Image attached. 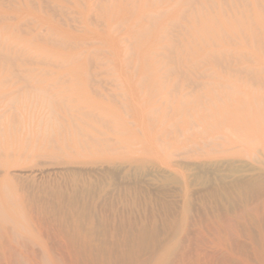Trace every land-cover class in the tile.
Masks as SVG:
<instances>
[{"label":"rangeland","instance_id":"374dc122","mask_svg":"<svg viewBox=\"0 0 264 264\" xmlns=\"http://www.w3.org/2000/svg\"><path fill=\"white\" fill-rule=\"evenodd\" d=\"M0 15V53L19 56L0 54V80L13 61L55 92L9 104L24 86L0 81V264H264V0H0ZM177 19L190 32L164 33ZM35 106L56 111L49 134ZM89 133L104 148H78Z\"/></svg>","mask_w":264,"mask_h":264},{"label":"bare ground","instance_id":"6f19581e","mask_svg":"<svg viewBox=\"0 0 264 264\" xmlns=\"http://www.w3.org/2000/svg\"><path fill=\"white\" fill-rule=\"evenodd\" d=\"M194 1V0H193ZM214 1V0H213ZM99 2V1H98ZM176 3H177V1H175ZM191 2H187V4L186 5H189ZM213 3V2H212ZM155 4V3H154ZM209 4V3H208ZM247 4V3H246ZM99 5V4H98ZM147 5V4H146ZM145 5V6H146ZM176 5V4H175ZM194 5V4H193ZM202 5V4H201ZM97 6V5H96ZM95 6V7H96ZM104 6V5H103ZM55 7V6H54ZM188 7V6H187ZM55 9H57V8H55ZM95 9V8H94ZM134 9V8H133ZM196 9V8H195ZM103 10V9H102ZM160 10V9H159ZM189 9H186V8H184V10H183V12H182V18H186V16H187V14L186 13H188L187 11H188ZM168 11H170V8H164V9H162V10H160V11H158L157 10V13L159 12V14H158V17H161V16H163V15H165L166 13H168ZM196 11V10H195ZM190 12H191V10H190ZM157 13H152V15L153 14H157ZM196 13V12H195ZM194 13V14H195ZM202 14V13H201ZM203 15V14H202ZM232 15V14H231ZM0 16H2V15H0ZM3 17V16H2ZM5 17V16H4ZM70 17V16H69ZM232 17V16H231ZM244 17V16H243ZM144 18V17H143ZM195 18L197 19V17L195 16ZM1 19V18H0ZM2 19H6V18H2ZM181 19V18H180ZM192 19V18H191ZM217 19V18H216ZM158 20V19H157ZM239 20V19H238ZM150 21V20H149ZM156 21V20H155ZM179 20L177 19V21L176 20H173V21H169V22H167L165 25H164V27H163V31H164V33H167V35H168V32L169 31H176V27H178V23L181 25V23L180 22H178ZM199 21V20H198ZM215 21H217V20H215ZM237 21V20H236ZM139 22H140V20H139ZM152 22V21H151ZM154 22V21H153ZM152 22V23H153ZM218 22V21H217ZM22 24V23H21ZM141 24V23H140ZM136 25V24H135ZM149 25V27H150V25H151V23H149L148 24ZM183 25V24H182ZM187 25H183V27L181 26V27H178V28H180L179 29V31H177V32H179L180 34H182L183 33V31H184V34H187L188 32H190V30H188V28L186 27ZM190 26V25H189ZM132 27V26H131ZM221 28V27H220ZM50 29V28H49ZM118 29V28H117ZM140 29V28H139ZM132 30H133V28H132ZM136 30H138V29H136ZM113 31V30H112ZM140 31V30H139ZM49 32H50V36H51V40H49L50 38H47V41H52V43L51 44H58V45H62L61 47H63V46H68V45H70V47H72V44H75V38H71V39H74V40H70V39H68V38H66V37H61V38H57V37H55V36H53L52 37V33H51V31L49 30ZM135 32V31H134ZM144 32V31H143ZM47 33V32H46ZM146 33V32H145ZM144 34V33H143ZM133 35V34H132ZM137 35H138V33H137ZM147 35V34H146ZM145 35V36H146ZM39 36H40V33H39ZM49 36V35H48ZM47 36V37H48ZM175 36V35H174ZM200 36V35H199ZM37 37H38V35H37ZM55 37V38H54ZM133 37V36H132ZM164 35H163V38L161 37V39L163 40L164 39ZM177 37V36H176ZM42 38V37H41ZM122 38V37H121ZM131 38V37H130ZM134 38V37H133ZM145 38V37H144ZM178 38V37H177ZM185 38V37H184ZM223 38V37H222ZM127 39V38H126ZM135 39V38H134ZM139 39V38H138ZM141 40V39H140ZM7 41V40H6ZM142 42V41H141ZM48 43H50V42H48ZM53 44V45H54ZM102 44V43H101ZM145 44V43H144ZM172 44H173V42H170L169 41V44H165L164 45V47H166V49H170L171 48V46H172ZM77 45H79V44H75V46L74 47H76ZM141 45V44H140ZM254 46V45H253ZM74 47H72V48H74ZM163 47V48H164ZM2 48V47H1ZM11 48V47H10ZM13 48H14V45H13ZM64 48V47H63ZM76 48H79V47H76ZM25 50V49H24ZM23 50V51H24ZM162 50V49H161ZM1 51V50H0ZM11 51H12V48H11ZM23 51H21V50H19V55L21 54L20 52H23ZM96 51V50H95ZM105 51V50H104ZM4 52V51H3ZM8 52V51H7ZM15 52H16V50H15ZM161 52L162 51H153L152 52V56L154 57V58H156L157 60H159V61H164V60H166L165 59V55L163 56V54H161ZM17 53V52H16ZM15 53V54H16ZM162 53H164V52H162ZM187 53V52H186ZM210 53V52H209ZM209 53H207V54H205V59L207 60V59H210L211 58V60H214V61H216V62H218V63H220L223 59H221L220 58V56L219 57H217V56H209ZM0 54H3V56H4V53H0ZM6 55H7V57H9L10 55H12V52H11V54H7V53H5ZM23 54V53H22ZM229 54H231V53H229ZM9 55V56H8ZM17 55V54H16ZM16 55H14L13 54V56H15V57H19L18 55L16 56ZM29 55V54H28ZM31 55V54H30ZM129 55V54H128ZM216 55V54H215ZM245 55V54H244ZM1 56L2 55H0V58H1ZM2 56V58L3 59H5L6 60V58H5V56L3 57ZM13 56H11L10 58H7L9 61H10V59H12L13 61L14 60H16V59H18V58H14ZM31 57V58H30ZM30 57H28L29 59H27L26 57H24V58H26V60H27V63L28 64H33V62H39V63H41V61H43L44 59H42L41 61H37V58H34V57H32V56H30ZM147 57V56H146ZM167 58H168V56H166ZM170 57V56H169ZM232 57V56H231ZM23 58V59H24ZM45 58V57H44ZM2 59V60H3ZM39 59V58H38ZM8 60H6L5 62H8ZM25 60V59H24ZM48 61H49V59H47ZM109 60V59H108ZM157 60H156V62H157ZM171 60V59H170ZM203 60V59H202ZM251 60V59H250ZM11 62V63H13L14 65H15V61L14 62ZM47 61V63H45L46 65L47 64H49V62ZM51 61V60H50ZM52 61H54V60H52ZM2 62H4V61H2ZM44 62H46L45 60L42 62V63H44ZM172 62H176V61H172ZM53 63V62H52ZM51 63V64H52ZM223 64H224V62H222ZM232 63V62H231ZM23 64H25V63H23ZM60 64V63H59ZM128 64H129V62H128ZM127 64V65H128ZM2 65H5V64H2ZM14 65H12L13 66V69H12V71H11V74L10 75H7V74H5L6 76V78L5 77H2L1 78V84L3 85V84H6V82L7 81H9V76L10 77H13V78H15L16 77V79L13 81V83L11 84V85H22V86H24V88L23 87H20V86H18V88H16V90L14 91V92H8V93H10V95H12V97H10V99L8 100L9 101V104H14V103H18V102H20L18 99H17V96L16 95H18V93L19 92H22V90H24V92H23V94H26L27 96H32V95H34V96H38L39 98H40V100H41V102L38 104V105H45V106H47L48 105V107L50 106L51 107V102L52 101H54V98L52 99V96L51 95H53V94H55V92L54 93H52L51 94V92H50V89H49V87H48V84H45V76H46V74H49V73H47V72H50L49 70H45L44 72H46V73H44V72H35L34 70H36L35 68H33V69H28V67H26V68H19L20 70H18V72L17 71H14V70H16V68H15V66ZM50 65V64H49ZM54 65H56V63L54 62ZM53 65V66H54ZM57 65H58V63H57ZM56 65V66H57ZM62 65H64V64H60V66L58 65V67H63ZM148 65V64H147ZM11 65H10V67H12ZM149 66V65H148ZM166 65H163L162 66V68L163 67H165ZM180 66V65H179ZM90 67V66H89ZM176 67V66H175ZM174 67V68H175ZM136 68V67H135ZM134 68V69H135ZM166 68V67H165ZM174 68H171V67H169L168 69H167V71L169 72V73H177L178 72V70L177 69H174ZM145 69H147V68H145ZM161 69V68H160ZM164 69V68H163ZM162 69V70H163ZM232 69V68H231ZM239 69V68H238ZM237 69V70H238ZM3 70H4V68H3ZM89 70V69H88ZM136 70V69H135ZM176 70V71H175ZM236 70V71H237ZM242 70V69H241ZM248 70H250V69H248ZM251 70H252V68H251ZM250 70V71H251ZM232 71V70H231ZM13 72V73H12ZM165 72V71H164ZM179 72H181V71H179ZM205 72V71H204ZM229 72H230V70H229ZM235 72V71H234ZM245 72V71H244ZM51 73H53V72H51ZM84 73V72H83ZM87 73V77L89 76V73L88 72H86ZM149 73H151V72H149ZM167 73V72H166ZM183 73V72H182ZM181 73V74H182ZM237 73H239V74H243V72H241L240 71V69L237 71ZM246 73V72H245ZM248 73H249V71H248ZM252 73V72H251ZM136 74V73H135ZM144 74V73H143ZM152 74V73H151ZM162 75V74H161ZM167 75V74H166ZM204 75H207V76H213L211 73L210 74H208V73H204ZM180 76H182V75H180ZM56 77V76H55ZM4 78V79H3ZM44 78V79H43ZM60 79V77H57V79ZM161 78V77H160ZM243 78V77H242ZM88 79H89V77H88ZM147 80V78H143V80ZM143 80H142V82H143ZM243 80V79H242ZM22 81H24L25 82V84H22L21 82ZM54 81V80H53ZM58 81H56L55 83H57ZM21 83V84H20ZM59 83V82H58ZM63 83H64V81H63ZM165 83V82H164ZM27 84H28V86H27ZM163 84V83H162ZM205 84V83H204ZM51 85V84H50ZM55 85V84H54ZM165 85V84H164ZM56 86V85H55ZM205 86V85H204ZM203 86V87H204ZM57 87V86H56ZM66 87V86H65ZM26 88V89H25ZM205 88V87H204ZM224 89V88H223ZM177 90V89H176ZM13 91V90H12ZM64 91V90H63ZM170 91V90H169ZM175 91V90H174ZM178 91V90H177ZM59 92H62V90L61 91H59ZM59 92H56V93H59ZM157 92V91H156ZM172 92V91H171ZM4 93V92H3ZM7 93V94H8ZM154 93H155V91H154ZM178 93V92H177ZM6 94V93H5ZM186 94H189V93H186ZM235 94V93H234ZM151 95V94H150ZM58 96V95H57ZM170 96V95H169ZM167 97V96H166ZM185 97V96H184ZM218 97V96H217ZM51 100V101H50ZM57 99L55 98V101H56ZM175 100V99H174ZM7 101V102H8ZM158 101V100H157ZM262 102H261V104L263 103L264 104V100H261ZM6 102V103H7ZM22 102V101H21ZM57 102V101H56ZM55 102V103H56ZM180 102H183V101H180ZM206 102V101H205ZM253 102V101H252ZM58 103H59V101H58ZM186 103V102H185ZM207 103V102H206ZM31 104V103H30ZM202 105V104H201ZM182 106V105H181ZM254 107H252L251 108V106H250V108H251V112H255V111H258V110H260L261 109V105H259V103L258 102H256V105H253ZM15 107V106H14ZM14 107H13V109H14ZM25 108V110H26V108H27V106H24ZM31 107V106H30ZM36 107V106H35ZM40 107V106H39ZM205 107V106H204ZM246 107V106H245ZM157 108V107H156ZM206 108V107H205ZM2 109V108H1ZM8 109V108H7ZM30 109H32V108H29V110ZM54 109V108H53ZM262 109H263V107H262ZM15 110V109H14ZM18 110V109H17ZM35 110V109H34ZM36 110H38V114H36V112H34V111H31V112H27L28 113V115H30L31 117L30 118H34V116H40L41 115V118H43V117H46V119H44V120H41L40 119V121L38 122V123H36L35 122V128H39L40 129V127H44L46 130L44 131V132H46L47 134H49L48 133V131L50 130V128H51V126H50V124L51 123H55V120H54V118H53V115H55L54 113L56 112V111H53L52 110V112L50 111V113L48 114V115H46V114H44V115H46V116H43L42 114H41V112L39 111V108L38 107H36ZM47 110V109H46ZM75 110H76V108H75ZM176 110V109H175ZM10 111L12 112L13 110L12 109H10ZM43 111V110H42ZM67 112H69V111H67ZM181 112V111H180ZM6 113V112H5ZM12 113H14V111L12 112ZM4 114V113H3ZM15 114V113H14ZM58 114V113H57ZM69 114V113H68ZM209 114V113H208ZM74 115V114H73ZM73 115H71V116H73ZM91 115V113L89 114V116ZM70 116V115H69ZM1 117H3V115H1ZM77 117V116H76ZM71 118V117H70ZM81 118V117H80ZM191 118H193V117H191ZM190 118V119H191ZM14 119V118H13ZM73 119V118H72ZM82 119V118H81ZM74 120V119H73ZM73 120H71V122H73L72 124H74L75 122L77 123V121H73ZM78 120H80L79 118H78ZM194 120V119H193ZM10 121V120H9ZM57 121V120H56ZM18 124V125H20V124H22L23 122L21 121H14L13 122V124L14 125H16V124ZM75 123V124H76ZM156 123V122H155ZM58 124H60V123H58ZM0 125H2V124H0ZM9 125V124H8ZM13 125V126H14ZM77 125V124H76ZM191 125V124H190ZM197 126H198V124H197ZM15 127V126H14ZM227 128V127H226ZM14 129V128H13ZM2 130V129H1ZM117 135H122V131L119 129V128H117V129H115V130H113ZM229 131V130H228ZM2 131H0V134H2L1 133ZM230 132V131H229ZM46 134V135H47ZM15 135V134H14ZM78 136V135H77ZM219 137V136H218ZM217 137V138H218ZM29 138V137H28ZM216 138V139H217ZM220 138V137H219ZM10 139V138H9ZM53 139V138H52ZM98 137H95V139H94V137L93 136H91V133H89V134H86V135H83V137H79L77 140H78V143H77V147L78 148H80V149H83V150H86V149H93V148H95V149H102V148H104L103 146H101L102 144L100 143V144H98L99 142H98ZM210 139H212V138H210ZM121 140H122V138L121 139H117V143H121ZM51 141V140H50ZM48 142H49V140H48ZM65 142V141H64ZM212 142V141H211ZM241 142V141H240ZM28 143H29V141H28ZM212 143H216V142H212ZM48 144H50V142L48 143ZM26 145H28V144H26ZM34 145H36V144H34ZM197 145V144H196ZM206 145V144H205ZM0 146H4L3 144H1L0 143ZM54 146H55V142H54ZM76 146V145H75ZM131 146V145H130ZM48 147H50V145L48 146ZM67 147V146H66ZM11 148V147H10ZM214 148V147H213ZM230 149V148H229ZM229 149H227V150H229ZM1 150V149H0ZM225 150V149H224ZM17 151V153H21L22 151H21V148H19V150H16ZM15 151V152H16ZM10 152H11V150H10ZM2 153V152H1ZM0 153V154H1ZM254 153V152H253ZM259 153V152H258ZM261 153V152H260ZM11 154V153H10ZM23 154V153H22ZM12 156L13 155H15V154H11ZM256 155V154H255ZM253 156V155H252ZM262 156H264V155H262ZM11 157V156H10ZM9 158V155H5V156H2V155H0V159H8ZM262 162H264V161H262ZM226 163H228V162H226ZM230 163V162H229ZM228 163V164H229ZM235 163V162H234ZM219 164V163H218ZM217 164V165H218ZM228 164H226V165H228ZM5 166H6V164H5ZM212 166V165H211ZM214 166V165H213ZM216 166V165H215ZM214 166V167H215ZM234 167V165L233 164H229V168H233ZM233 170V169H232ZM5 177L6 178H8V173H7V170H5ZM10 181V180H9ZM4 192H7V190H6V188H4V189H2ZM10 192V191H9ZM12 203V202H11ZM14 204V203H13ZM12 210V209H11ZM1 211V210H0ZM3 211V210H2ZM1 215V214H0ZM7 217V216H6ZM4 218V217H3ZM3 218H1V219H3ZM8 221H9V219H7ZM4 221V220H3ZM6 221V220H5ZM4 221V222H5ZM3 222V223H4ZM13 223V222H12ZM8 224V223H7ZM170 246V245H169ZM177 247V246H176ZM174 250H175V248H174ZM172 251V250H171ZM163 262V261H162Z\"/></svg>","mask_w":264,"mask_h":264}]
</instances>
